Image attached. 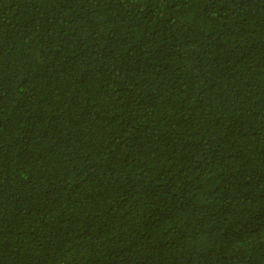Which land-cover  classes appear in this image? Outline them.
<instances>
[{"label": "trees", "instance_id": "16d2710c", "mask_svg": "<svg viewBox=\"0 0 264 264\" xmlns=\"http://www.w3.org/2000/svg\"><path fill=\"white\" fill-rule=\"evenodd\" d=\"M0 264H264V0H0Z\"/></svg>", "mask_w": 264, "mask_h": 264}]
</instances>
